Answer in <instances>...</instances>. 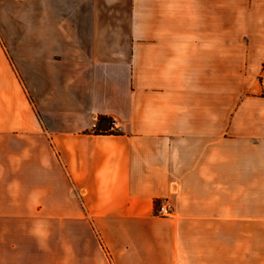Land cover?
I'll return each mask as SVG.
<instances>
[{
    "label": "crops",
    "instance_id": "0c3cea01",
    "mask_svg": "<svg viewBox=\"0 0 264 264\" xmlns=\"http://www.w3.org/2000/svg\"><path fill=\"white\" fill-rule=\"evenodd\" d=\"M263 67L264 0H0V264H264Z\"/></svg>",
    "mask_w": 264,
    "mask_h": 264
},
{
    "label": "trees",
    "instance_id": "16d2710c",
    "mask_svg": "<svg viewBox=\"0 0 264 264\" xmlns=\"http://www.w3.org/2000/svg\"><path fill=\"white\" fill-rule=\"evenodd\" d=\"M112 125V118L108 116L101 115L98 117L95 132L96 133H119V129L111 128Z\"/></svg>",
    "mask_w": 264,
    "mask_h": 264
},
{
    "label": "built area",
    "instance_id": "2783aa9c",
    "mask_svg": "<svg viewBox=\"0 0 264 264\" xmlns=\"http://www.w3.org/2000/svg\"><path fill=\"white\" fill-rule=\"evenodd\" d=\"M261 82L264 88V67H263L262 74H261ZM263 94H264V90H263ZM111 128L118 129V126L116 125V119L114 118H112ZM172 212H173V209L170 204H168L167 202L160 203L159 208H158V214L168 216V215H171Z\"/></svg>",
    "mask_w": 264,
    "mask_h": 264
}]
</instances>
